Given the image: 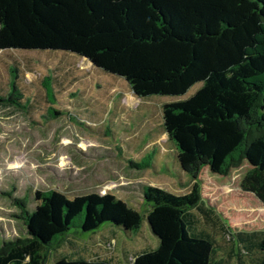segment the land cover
<instances>
[{
  "label": "trees",
  "instance_id": "1",
  "mask_svg": "<svg viewBox=\"0 0 264 264\" xmlns=\"http://www.w3.org/2000/svg\"><path fill=\"white\" fill-rule=\"evenodd\" d=\"M109 1L100 0L96 8ZM43 2L0 0V25L15 13L28 31L37 27L45 38L36 8ZM33 44L24 42L22 48ZM47 45L123 78L136 97H172L162 104L158 128L170 143L174 170L194 183L183 194L141 185L144 213L112 193L68 198L53 189L36 191L34 207L15 200L26 236L3 238L0 264H43L49 250L72 246L71 229L93 232L110 223L129 235L142 221L157 246L125 256L128 264H264V230L231 232L203 205L197 182L203 167L227 175L246 161L250 169L240 188L264 207V0H123L86 34L63 35ZM9 72V91L0 101L24 108L31 96L16 85L14 66ZM47 79L41 85L48 103ZM46 114L62 115L60 108ZM148 158L128 161L141 169L150 165ZM54 259L55 264H113L67 252Z\"/></svg>",
  "mask_w": 264,
  "mask_h": 264
},
{
  "label": "rangeland",
  "instance_id": "2",
  "mask_svg": "<svg viewBox=\"0 0 264 264\" xmlns=\"http://www.w3.org/2000/svg\"><path fill=\"white\" fill-rule=\"evenodd\" d=\"M99 1L45 0L38 4L45 38L37 35V27L28 31L15 13H9L0 25V99L9 91L12 66L20 92L31 96L24 108L0 101V243L3 238L26 236L18 217L21 206L15 200L34 207L36 191L53 189L68 198L112 193L144 213L148 205L142 199L141 185L175 194L193 186L188 174L174 170L170 143L165 144L166 137L158 128L162 104L172 97H136L123 78L91 66L86 58L47 48L48 41L63 35L86 34L123 0H110L97 9ZM24 42L34 43L32 49H23ZM45 76L48 103L41 85ZM48 104L52 105L50 112L60 108L62 115L49 117ZM122 143L127 146L121 148ZM143 157H149L148 167L139 169L128 161L139 162ZM249 169L243 161L227 175L203 167L197 176L203 205L233 233L264 230V207L240 188ZM68 233L74 239L72 246L61 244L49 250L43 264H55L54 254L65 252L128 264L125 256L130 259L157 246L146 221L129 235L110 223L93 232L71 229Z\"/></svg>",
  "mask_w": 264,
  "mask_h": 264
}]
</instances>
